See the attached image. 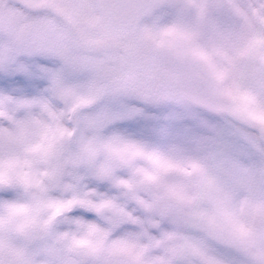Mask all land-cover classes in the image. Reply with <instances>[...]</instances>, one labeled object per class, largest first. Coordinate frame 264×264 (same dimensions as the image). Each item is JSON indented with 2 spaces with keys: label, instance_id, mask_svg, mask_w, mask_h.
Returning a JSON list of instances; mask_svg holds the SVG:
<instances>
[{
  "label": "bare ground",
  "instance_id": "obj_1",
  "mask_svg": "<svg viewBox=\"0 0 264 264\" xmlns=\"http://www.w3.org/2000/svg\"><path fill=\"white\" fill-rule=\"evenodd\" d=\"M189 3L194 18L200 19L201 0ZM229 6L232 20L219 16L221 26L215 27V34L187 38L198 44L217 90L182 81L178 88L223 111L215 114L155 91L151 85L160 80L129 64L128 77L139 86L133 104L104 98L82 110L85 119L92 111L100 113L90 121L98 129L91 138L98 141L93 152L106 153L98 170L108 175L103 179L81 171L82 185L72 184L66 176L54 190L47 181L63 135L73 132L65 122L69 110L64 96L73 72L51 55L22 59V74L0 67V171L9 176L0 193H13L11 199L0 196V249L22 259L25 242L45 231L44 221L52 215L60 218L58 243H70L75 226L69 227L64 217L74 207H87L100 214H119L132 224L139 223L137 212L165 219L162 241L152 247L136 245L142 253L137 264H264V241L258 239V222L264 218V86L258 85L256 92L245 84L253 94L250 98L233 92L235 44L224 45L220 31L245 23L248 15L236 0H229ZM255 25L250 35L264 59V34ZM160 68L171 71L164 63ZM166 86L177 89L175 82ZM94 98L90 94L86 100ZM101 186L107 190L100 191ZM133 194L138 195L136 201ZM160 196H170L183 207L165 215L166 207L150 201ZM41 210L46 216L40 217ZM31 228L35 230L29 233ZM78 238L85 245H77V250L87 252L90 239ZM117 255L135 260L127 252Z\"/></svg>",
  "mask_w": 264,
  "mask_h": 264
},
{
  "label": "rangeland",
  "instance_id": "obj_2",
  "mask_svg": "<svg viewBox=\"0 0 264 264\" xmlns=\"http://www.w3.org/2000/svg\"><path fill=\"white\" fill-rule=\"evenodd\" d=\"M236 2L247 10V21L242 24L236 23L234 27L229 29L222 27L220 33L223 31L222 43L224 45L230 47L231 41L235 44L234 54L237 62L233 81L236 88L233 92L238 98L244 96L250 98L253 94L247 92V85L245 84H250L251 90L256 92H258V90H255L258 85L264 86V62L260 61L258 47L250 35V32L252 34V30L256 27V25H253V14H256L260 19L261 23L257 21L256 24L261 31L260 33L264 34V0H236ZM198 12L200 13V19L194 18L187 0H160L154 12L144 19L138 26L136 33L128 38L110 32L106 24L100 22L97 12L93 10L92 4L87 0L83 5L79 3L76 6L75 15L79 17V20H88L95 28L94 39L96 42L108 40L112 44L125 47L126 52L125 59L115 50H101L89 53V56L85 54L84 57L88 58H83L79 50L68 45L66 56H63L62 60L60 59L64 62L65 67L73 72L69 82L64 87V96L65 106L69 110L68 122L77 127V133H67L62 138L60 148L56 152L54 165H50L51 171H57L56 175L49 176L47 180L54 190L59 188L66 176L72 184L82 185L84 181L81 177V171H88L91 177L108 178V175L104 176L103 174L106 172L98 170L106 153L100 150L93 152V148L98 146V141L96 138H91L92 134L95 135L98 129L90 121L96 116L99 118L100 113L97 114L92 111L90 112V118L85 119L82 110L88 107V103H93L97 99L98 103L104 98L112 99L113 103L133 104L137 100L134 96V90L139 86L134 85L126 74L129 64L143 67L160 80L161 85H151V88L153 87L155 91H162V83L168 81L166 72L159 70L157 67V65L163 63L177 74L176 78H181L184 83L192 86L199 85L200 88L207 86L212 91L217 90L211 81L212 78L206 74L204 68L205 75L194 69L196 67L193 65L192 57L198 60L200 66L202 64L193 52L196 41L187 40V38L193 34L194 39L200 40L202 39V33L213 34L215 27L221 26L218 20L219 16L224 15L227 20H232V12L226 0H201ZM52 19L50 26L55 32V37L52 39L47 33L49 41L46 43V48L50 49V53L51 51L59 53L62 49L57 44L58 38L61 37V34L68 37V32L59 20L55 17ZM0 34L3 33L0 31ZM147 42L154 43L160 48V51L156 55H148L145 50ZM1 45L5 48V44L1 43ZM1 53L3 52L1 51ZM91 65H94L93 70H90ZM110 86L111 88H109ZM141 86L146 85L142 84ZM105 90L106 93H103ZM90 94H94L95 98L88 101L86 97ZM136 112H140V109L134 111V113ZM86 121H89L91 126H86L88 125ZM61 151L63 152L60 153ZM1 172L0 189L2 190L6 188L4 177L8 174ZM131 197L135 201L138 199L137 194H133ZM150 201L153 204L159 202L166 207L168 211L165 215L178 207H183L170 196L152 197ZM258 239L263 240L262 238ZM12 257L15 264H23L25 260L31 258V253L27 249L22 259Z\"/></svg>",
  "mask_w": 264,
  "mask_h": 264
},
{
  "label": "snow or ice",
  "instance_id": "obj_3",
  "mask_svg": "<svg viewBox=\"0 0 264 264\" xmlns=\"http://www.w3.org/2000/svg\"><path fill=\"white\" fill-rule=\"evenodd\" d=\"M99 190L107 189L101 186ZM0 196L11 199L13 193L5 191ZM135 215L139 217V223L132 224L119 214H100L87 207H74L64 217L69 227L75 226L71 242L65 244L58 243L59 233L52 220L46 219V230L34 233L25 242L31 258L23 264H137L142 253L136 245L139 243L152 247L162 241L167 231V222L162 216L145 217L138 212ZM75 236L90 239L87 252L77 250V245L85 241L75 239ZM119 252L134 255L135 260L121 259L117 255ZM0 264L6 262L0 260ZM170 264H175V261Z\"/></svg>",
  "mask_w": 264,
  "mask_h": 264
},
{
  "label": "flooded vegetation",
  "instance_id": "obj_4",
  "mask_svg": "<svg viewBox=\"0 0 264 264\" xmlns=\"http://www.w3.org/2000/svg\"><path fill=\"white\" fill-rule=\"evenodd\" d=\"M87 1L89 2L90 0ZM78 3L83 5L85 0H0V12L2 16L0 20V29L3 32H7L10 37L7 48V54L9 56L6 60L7 64L11 63L21 54L33 56L37 53H46V51L50 50L46 48V43L49 41L47 33L52 39L55 37V32L50 26L53 17L57 18L65 26L69 34L68 37L61 34L57 44L62 50H60L59 53L56 51L54 52L60 56H66L68 45L73 46L71 32L61 17L45 9L30 11L26 8V5H48L53 7L73 21L76 30L85 41L90 42L95 40V28L93 25H91L89 21L79 20V17L75 15ZM51 38L50 41L52 40ZM24 41L31 43V45L29 47L20 46L19 44ZM81 53L83 58H88L84 56L85 54L89 56L90 52L82 50Z\"/></svg>",
  "mask_w": 264,
  "mask_h": 264
},
{
  "label": "water",
  "instance_id": "obj_5",
  "mask_svg": "<svg viewBox=\"0 0 264 264\" xmlns=\"http://www.w3.org/2000/svg\"><path fill=\"white\" fill-rule=\"evenodd\" d=\"M103 13V18L109 27L116 33L131 34L135 30L137 24L146 16H148L158 0H96ZM101 47L112 48L113 46L106 45H93L92 50H99ZM149 53H153L152 49H148ZM184 97L183 95H181ZM195 105L204 107L210 110H216L209 105L203 104L199 101L189 99ZM264 231V223L260 226ZM4 256L7 255L5 250H2ZM6 264H13V262L4 258L1 259Z\"/></svg>",
  "mask_w": 264,
  "mask_h": 264
}]
</instances>
